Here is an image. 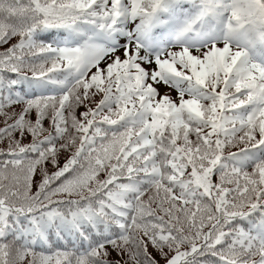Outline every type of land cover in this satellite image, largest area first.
I'll return each instance as SVG.
<instances>
[{
  "label": "snow or ice",
  "instance_id": "1",
  "mask_svg": "<svg viewBox=\"0 0 264 264\" xmlns=\"http://www.w3.org/2000/svg\"><path fill=\"white\" fill-rule=\"evenodd\" d=\"M0 264H264V0H0Z\"/></svg>",
  "mask_w": 264,
  "mask_h": 264
}]
</instances>
